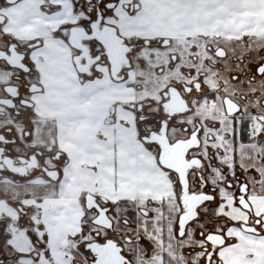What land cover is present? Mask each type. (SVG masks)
I'll return each instance as SVG.
<instances>
[{"label": "snow or ice", "instance_id": "1", "mask_svg": "<svg viewBox=\"0 0 264 264\" xmlns=\"http://www.w3.org/2000/svg\"><path fill=\"white\" fill-rule=\"evenodd\" d=\"M0 264H264V0H0Z\"/></svg>", "mask_w": 264, "mask_h": 264}]
</instances>
